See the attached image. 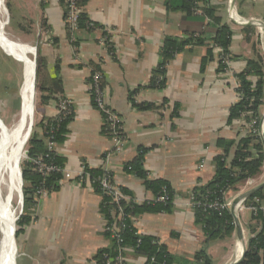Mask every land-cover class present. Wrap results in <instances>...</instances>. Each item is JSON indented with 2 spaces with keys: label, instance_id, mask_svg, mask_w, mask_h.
I'll return each mask as SVG.
<instances>
[{
  "label": "crops",
  "instance_id": "0c3cea01",
  "mask_svg": "<svg viewBox=\"0 0 264 264\" xmlns=\"http://www.w3.org/2000/svg\"><path fill=\"white\" fill-rule=\"evenodd\" d=\"M17 1L21 8L18 23L25 15L32 17L30 23L38 38L35 64L38 49L49 76L61 81L62 95L70 102L73 113L64 142L55 148L72 177L63 175L57 191L37 196L35 205L29 208V222L20 234V264H97L96 252L109 245L99 209L102 198L87 182L80 184L74 172L82 164L102 168L111 173L115 186L128 190L137 202L150 201L154 197L142 180L124 168L137 156L139 148L147 150L142 164L147 179L167 181L175 196L171 213L133 218L137 232L164 244L176 258L174 264H194L193 256L203 249L212 264L232 262L231 254L224 251L238 241L235 232L231 237L206 241L194 221L189 195L212 179L213 160L220 153L217 140L244 134L243 123L227 125V116L238 99L236 74L244 69L246 60L254 58L255 50L259 49L264 59V30L244 25L251 20L264 21V0H208L221 24L232 34L226 69L217 72L219 53L213 51V60L201 71V60L211 46L212 35H207L205 45L188 47L170 61L166 86L161 90L148 86L161 44L167 36H181V14L167 11L165 0H86L81 13L87 15L94 28L75 32L65 26L62 0ZM246 26L254 27L255 33L245 34ZM8 66L15 69L19 62L0 48V73ZM94 70L103 77L105 106L121 121L122 148L118 153L114 152L112 138L102 133L101 114L92 106L89 79ZM6 89L1 92L0 88V99L19 95L20 87L18 92L13 87ZM131 99L150 108L138 110ZM174 104L178 114L170 117ZM56 108L57 102L50 100L42 105L41 117L56 116ZM260 108L261 136L264 98ZM37 129L42 139L43 132ZM263 169L264 164L261 175L250 179V189L264 181ZM246 182L241 190L247 191ZM244 217L243 214V224L247 225ZM250 217L251 213L247 218ZM239 223L242 229L240 220ZM242 235L246 244L243 229ZM224 240L231 242L226 244ZM124 260L126 264L145 262L143 256L130 249L125 250Z\"/></svg>",
  "mask_w": 264,
  "mask_h": 264
},
{
  "label": "trees",
  "instance_id": "16d2710c",
  "mask_svg": "<svg viewBox=\"0 0 264 264\" xmlns=\"http://www.w3.org/2000/svg\"><path fill=\"white\" fill-rule=\"evenodd\" d=\"M62 2L60 4L64 7L65 4ZM208 3V0L203 2L201 0H165L164 6L167 11L181 14L178 25L181 36L164 38L160 47L158 62L148 84L150 88L164 89L167 66L170 61L188 47L205 45L207 35H212L211 46H208L206 54L201 60V71L204 70L209 61L213 60L212 46H217L221 50L217 72L225 70L224 60L230 59L229 49L232 34L226 25L221 24V19L216 14V10ZM77 4L79 7H83L86 0H78ZM66 13L64 10V21L67 18ZM89 22L91 21L87 15L82 12L78 18V29L90 30L94 28V24L90 27ZM243 31L245 34L252 35L255 33V28L246 26ZM257 44H260L259 41ZM108 51H111L109 45ZM260 53L259 49L255 50L254 58L246 60L244 69L236 74L238 99L228 110L226 124L232 125L236 121H241L244 134L240 137L237 133L236 139L220 138L217 140L216 147L220 153L213 160L214 175L212 179L205 185L193 189L189 195V197H193L195 202L199 203L192 208V211L194 221L201 227L206 241L231 237L235 229L230 210L218 212L210 208L209 204L214 200H223L224 194L228 192L238 193L240 187L247 180L259 177L262 172L264 148L259 135V109L264 98V59ZM96 72L97 70H94L90 76V85ZM100 83L103 90V77ZM35 90L39 93L41 105L47 104L50 100L56 101L58 105L59 101L64 99L61 81L49 76L45 60L38 49L35 67ZM91 102L92 106L97 109L92 93ZM131 103L138 110L150 108L148 105L136 104L133 99H131ZM177 109V105L174 104L170 117L177 116ZM72 114L70 112L66 115L42 117L37 124L43 132L42 139L38 138L37 133L32 131L27 140V160L20 165L23 206L22 214L16 222V237L21 234L23 226L29 222L28 210L35 205L38 198L35 192L38 189H43L46 193H52L60 187L59 181L63 179L61 170L65 168L66 161L56 154L55 148L64 142L68 133L67 127L73 117ZM101 117L103 121L104 115L101 114ZM253 121L254 124L250 127ZM102 124V133L112 138L107 124L104 121ZM118 137L122 139L121 133ZM48 139L52 142V148L47 145ZM146 152L147 150L139 148L137 156L126 162L124 168L142 180L145 189L154 197L152 202L136 203L133 195L119 186L116 187L128 200L113 202L111 197L102 193L97 183V179L107 175L113 184L111 173L102 168H89L87 164H83L92 181V189L102 198L99 209L104 220L103 234L109 241L107 247L96 252L94 260L97 264H107V261H110L111 264H117L116 258L124 257V252L127 249L132 250L136 255L143 256L145 258L144 264L176 263V258L168 252L164 244L153 236L140 235L133 224V218L137 216L157 213L169 214L174 209L175 193L170 184L162 179H147L142 165ZM38 158H41L46 164H53L60 171L47 175L38 173L31 162ZM76 180L80 182L79 179ZM80 184L83 185L84 183L80 182ZM162 196L166 197L165 201L159 200ZM255 201L264 204V187L248 197L244 204L249 205ZM251 220L254 224H249L247 227L249 237L246 242V251L239 264H264V218L257 212L251 215ZM113 225L116 227L115 230L112 229ZM191 261L194 264H212L204 249L198 251Z\"/></svg>",
  "mask_w": 264,
  "mask_h": 264
},
{
  "label": "bare ground",
  "instance_id": "6f19581e",
  "mask_svg": "<svg viewBox=\"0 0 264 264\" xmlns=\"http://www.w3.org/2000/svg\"><path fill=\"white\" fill-rule=\"evenodd\" d=\"M6 21L7 10L4 0H0V48L6 53H17L26 65L28 55L34 56L35 49L29 44L8 37L5 32ZM33 79V67H30L20 92L22 108L11 128L5 127L0 122V264H13L15 223L21 212L17 213V211L23 203L20 192L21 171L16 160L19 155L17 148L27 138L33 123ZM262 129H264V121ZM15 200L18 204L17 209L13 207ZM238 242L236 259L242 252V243ZM12 248L14 250L10 261Z\"/></svg>",
  "mask_w": 264,
  "mask_h": 264
},
{
  "label": "rangeland",
  "instance_id": "374dc122",
  "mask_svg": "<svg viewBox=\"0 0 264 264\" xmlns=\"http://www.w3.org/2000/svg\"><path fill=\"white\" fill-rule=\"evenodd\" d=\"M4 4L7 10V20L6 21V25H5V32L8 35V37H10L11 39L17 40V41H21L23 43L29 44L32 47L35 48L36 46V41H37V37L36 32L34 27H32L31 25V20L32 17L30 19V16L25 15L21 18L20 22L18 23V12L21 10L20 6H19V2L17 0H4ZM64 10L65 12H67L66 7L64 6ZM18 23V24H17ZM17 24V25H16ZM65 26L66 28H68V24L67 22H65ZM264 46V45H263ZM6 53V52H5ZM9 56H11L12 58H14L17 62H19V66L15 69H13V67L8 66L5 70H3L0 73V88H1V92H7V86L8 87H13V89H17V92L19 90L20 87V92H21V88L23 86V82L24 79L27 75V71L28 68H32L33 67V59L34 56H29L27 57V61H26V65H24V62L22 61L20 55H18L17 53H6ZM35 54V52H34ZM12 65H16V63H14L11 59H9ZM98 73H100L99 71H97ZM101 74V73H100ZM14 86H16L14 88ZM20 92L19 95H17V97H9V96H4L3 98L0 99V120L2 121L1 123L7 127V128H11V126L13 125L14 121H16L17 119V115L19 110H21L22 108V103H21V98H20ZM16 93V92H15ZM33 123H32V127H31V132L34 131L36 132L38 129V122L41 120V109H42V105L39 99V93L37 92V90H35V82H34V86H33ZM261 109V108H260ZM30 132V135H31ZM29 135V137H30ZM28 136L27 138L22 142V144L17 148L19 155L16 158L17 163L19 165L22 164L23 161L27 160L26 157H24V151L26 150V146H27V140H28ZM113 142V140H112ZM114 144V142H113ZM122 148V146H121ZM113 154V153H112ZM21 171V169H19ZM263 175H264V169H263ZM244 185V184H243ZM245 187H248L247 185H245ZM242 186L239 189V192L236 194L231 193V196L235 195H239L242 194L246 191H244L245 188H243L241 190ZM250 190V188L248 187L247 191ZM21 191H22V187H21ZM243 191V192H242ZM22 199H23V194H22ZM23 206V203H22ZM13 207L15 209L18 208V204L17 201L15 200L13 202ZM21 211V212H20ZM20 212V215L22 214V207L20 205L19 210L17 211V213ZM19 215V216H20ZM244 218H246V222L247 225L243 224V219L240 217H238V220H240V222L243 224L242 229L245 232V236L246 239L249 237L248 234V225L249 224H254V222H252L251 217L250 219H248L247 217L250 216V213L245 211L244 212ZM19 219V217H18ZM17 219V220H18ZM16 220V222H17ZM17 230V224L15 223V232ZM14 232V245L16 248V257L14 256L15 251L13 253V258H14V264H20V259L21 256L19 253V243H20V235L18 237H16V234ZM226 242V244H228L227 242H231L228 240H224V243ZM238 241H233L232 242V246H228V248H226V250L224 251V253H229L231 254V260L236 259L235 255H236V250H237V245H238ZM231 244V243H230ZM230 247V248H229ZM222 251V250H221ZM220 251V252H221ZM16 261V262H15Z\"/></svg>",
  "mask_w": 264,
  "mask_h": 264
},
{
  "label": "built area",
  "instance_id": "2783aa9c",
  "mask_svg": "<svg viewBox=\"0 0 264 264\" xmlns=\"http://www.w3.org/2000/svg\"><path fill=\"white\" fill-rule=\"evenodd\" d=\"M62 1L65 4V7L67 9L66 22L68 24V29L71 32H75L76 30H78V18H79V15L81 14V8L77 4L78 0H62ZM89 26L92 27L93 23L89 22ZM212 50L216 51L218 53L221 52V50L217 46H212ZM228 61H229V59H227V58L224 60V64L226 67H227ZM226 67H225V69H226ZM101 79H102V74L96 72L92 77V83L90 85V89H91V93L94 97V101L97 105V109L101 114L104 115L103 121H104V123L107 124V126L110 129V132L112 135V140L114 142V146H113L114 152L118 153L121 151V146H122V139L118 137L120 134L121 121L118 118L117 114L115 112H113L112 110H110L108 107H106L104 104L103 90L101 88V83H100ZM70 106H71V104L68 100H66V99L60 100L58 105H57V108H56L57 109L56 116L60 115V114L66 115V114H69L70 112H72V109ZM252 124H254V121L251 122L250 127ZM47 145L49 148H52L51 140H49V139L47 140ZM107 157H108V155L105 156V159ZM31 162L34 165L35 170L38 173H41L42 175H47V174L55 172V171H60L53 164H46L41 158H38V159L33 160ZM106 172H108V171H106ZM74 173L76 174L75 179H79V181L84 183V184L87 182L91 186L92 181L90 179L89 174L86 172L83 164L80 166L79 170L75 171ZM61 174H62V176L64 175L66 178L72 177L70 172L68 170H66L65 168L61 170ZM97 183L99 184L102 193L111 197L113 202L118 203L121 200H123V201L128 200V198L126 196H124L119 191L118 187H116L115 185H113L110 182V179L107 175H105L103 178L97 179ZM252 183H253L252 180H247L246 185L250 186V185H252ZM35 193L37 196H43V195L47 194L43 189H38ZM229 194H231V192L224 194L223 200H221V201L220 200H214L213 202H211L209 204V207L217 210L218 212H223V211L229 210V208L232 204V201L236 197L234 195L228 199ZM159 200L165 201L166 197L162 196V197H160ZM152 201H153V199L150 201L149 200H142L141 202L136 201V203L152 202ZM189 202H190V206L192 208L195 205H199V203L194 201L193 197H189ZM245 210L249 211L251 213V215H254L257 212H259L261 214L262 218H264V204L263 203H259V202L255 201L254 203H251L249 205H245L244 201H243L237 206V209H236L237 216L239 218L240 217L242 218ZM115 228L116 227L113 225L112 229L115 230ZM116 262H117V264H126L124 257H122V256H119L118 258H116ZM107 264H111V262L107 261Z\"/></svg>",
  "mask_w": 264,
  "mask_h": 264
},
{
  "label": "water",
  "instance_id": "95a60500",
  "mask_svg": "<svg viewBox=\"0 0 264 264\" xmlns=\"http://www.w3.org/2000/svg\"><path fill=\"white\" fill-rule=\"evenodd\" d=\"M7 22H8V20H7ZM251 24H253L255 26H259V27H261L264 30V21L251 20V21H248V22L244 23V25H251ZM35 67H36V64H35V54H34V59H33V78H34L33 79V86H34V82H35ZM0 122H2V121L0 120ZM30 132H31V129H29L28 138H29ZM261 140H262V144L264 146V129H263V132H261ZM23 154H24V157H27V150H25ZM19 175H20V181L22 183L21 172L19 173ZM263 187H264V181L261 182L259 185L251 188L250 190H248V191L236 196L234 198L232 204H231L230 212H231V214L233 216V220H234V228H235L234 232H235V235H236L238 241H240L242 243V252H241V254H240L238 259H234L229 264H239L242 261V259L244 257V254H245V251H246V244H245V242L243 240L242 229H241V226H240L237 214H236L237 206L241 202L245 201L248 197H250L254 193H256L258 190L262 189ZM20 192H21V202H22L23 201V199H22V191H20ZM21 205H22V203H21Z\"/></svg>",
  "mask_w": 264,
  "mask_h": 264
}]
</instances>
